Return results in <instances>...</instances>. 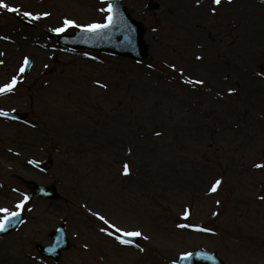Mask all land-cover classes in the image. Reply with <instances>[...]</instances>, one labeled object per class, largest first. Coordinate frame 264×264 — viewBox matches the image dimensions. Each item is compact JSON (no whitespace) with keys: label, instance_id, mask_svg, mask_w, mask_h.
Segmentation results:
<instances>
[{"label":"rangeland","instance_id":"374dc122","mask_svg":"<svg viewBox=\"0 0 264 264\" xmlns=\"http://www.w3.org/2000/svg\"><path fill=\"white\" fill-rule=\"evenodd\" d=\"M226 1L225 10L209 2L218 15L184 17L204 28L183 29L163 8L143 15L148 0H122L145 23L149 60L137 64L71 54L50 37L105 23L110 0H3L19 11L0 8V87L16 80L0 109L29 117L0 120V209L22 203L25 212L0 238V260L176 264L203 248L227 264H264V5ZM237 7L247 23L235 27ZM212 19L218 28L207 32ZM48 158L47 170L30 164ZM28 181L55 186L61 199L25 203ZM60 225L71 246L55 263L36 246ZM132 231L137 248L116 238Z\"/></svg>","mask_w":264,"mask_h":264},{"label":"water","instance_id":"95a60500","mask_svg":"<svg viewBox=\"0 0 264 264\" xmlns=\"http://www.w3.org/2000/svg\"><path fill=\"white\" fill-rule=\"evenodd\" d=\"M117 11V18H114L111 25L107 28L96 32L89 38L82 37L77 34L68 38L58 36L60 41H64L65 45L72 48H85L90 50L107 51L113 54L129 57L137 61H144L147 58L146 48L142 42L143 29L141 25L126 16L125 10L121 8L118 3L115 7ZM29 65V64H28ZM8 116H15L23 118L24 115L8 114ZM33 195L32 198L43 196L49 199H57L58 194L50 188H43L38 185H30ZM21 218H17L9 226L10 229L17 226ZM55 239L52 247H39L41 254L59 259L61 252L68 249V239L63 227H60L53 233ZM136 240V239H134ZM224 264L221 260L216 259L214 255H209L204 252H197L182 258L180 264Z\"/></svg>","mask_w":264,"mask_h":264},{"label":"snow or ice","instance_id":"6c2138e0","mask_svg":"<svg viewBox=\"0 0 264 264\" xmlns=\"http://www.w3.org/2000/svg\"><path fill=\"white\" fill-rule=\"evenodd\" d=\"M221 2V0H214V3L219 5ZM0 8H5V9H8L10 11H19V9H15V8H9L8 4L4 3L3 0H0ZM109 11L112 10L111 8V5H109ZM25 16H31L32 14L31 13H28V12H25L24 13ZM112 16L110 15L108 17V21L109 23L112 22ZM74 22L71 21V20H66L65 21V24L66 25H72ZM108 25L107 24H92V25H89L87 26L84 30L85 31H89V32H99L105 28H107ZM57 31H63V29H57ZM25 63H27V61H25ZM21 71H23V69H21ZM16 83V80L15 78H13V81L8 84V85H5L3 87H0V93H3L5 91H11L12 90V87L13 85ZM197 83H202V81H198ZM8 113L6 112H3L2 110H0V116H7ZM261 166H264V165H257V167H261ZM125 172L127 173V166H125ZM220 183V181H217L216 184L218 185ZM213 191H215V186L213 187ZM26 199V198H25ZM17 209H20L23 207V204H17L16 205ZM0 211H3L5 213H7L2 219H0V231H4L7 224L10 223L12 220H15L19 217L20 213L18 211H14V212H8L7 209H0ZM101 219H103V217H101ZM121 230L118 228L117 229V232H120ZM125 236H128V237H139L141 235L140 232L138 231H132V232H127V233H124ZM118 240H120L121 243L123 244H128V243H131L130 240H127V239H121V237L117 236L116 237Z\"/></svg>","mask_w":264,"mask_h":264},{"label":"flooded vegetation","instance_id":"af4514ba","mask_svg":"<svg viewBox=\"0 0 264 264\" xmlns=\"http://www.w3.org/2000/svg\"><path fill=\"white\" fill-rule=\"evenodd\" d=\"M171 4H175V6L173 7V10H174V13H171V10H168L165 14V17L167 18V16L169 17V21H180L181 19V14H180V10H182L184 7H186L187 9V14H190L192 16H196L198 11L204 13V14H209L208 10H203V8H201L200 6H198L196 3L192 4L190 1L189 2H184V1H180V0H176V3H175V0H169ZM172 7V5H170ZM178 15L179 16V19H171L173 16L175 15ZM191 16V17H192ZM180 23H182L180 21ZM185 25L186 26H183V27H187L188 26V23L185 22Z\"/></svg>","mask_w":264,"mask_h":264},{"label":"bare ground","instance_id":"6f19581e","mask_svg":"<svg viewBox=\"0 0 264 264\" xmlns=\"http://www.w3.org/2000/svg\"><path fill=\"white\" fill-rule=\"evenodd\" d=\"M19 263H20V258L16 259L15 253L8 256L6 255V257L0 260V264H19Z\"/></svg>","mask_w":264,"mask_h":264}]
</instances>
